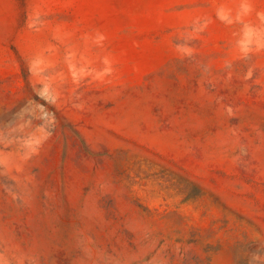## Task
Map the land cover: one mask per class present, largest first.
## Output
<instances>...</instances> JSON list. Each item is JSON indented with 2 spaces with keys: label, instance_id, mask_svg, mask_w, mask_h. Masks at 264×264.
Instances as JSON below:
<instances>
[{
  "label": "rangeland",
  "instance_id": "rangeland-1",
  "mask_svg": "<svg viewBox=\"0 0 264 264\" xmlns=\"http://www.w3.org/2000/svg\"><path fill=\"white\" fill-rule=\"evenodd\" d=\"M0 264H264V0H0Z\"/></svg>",
  "mask_w": 264,
  "mask_h": 264
}]
</instances>
